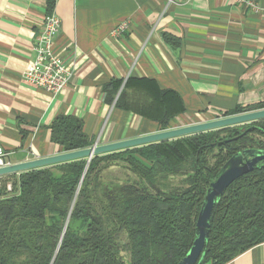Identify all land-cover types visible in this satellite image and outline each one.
<instances>
[{
  "label": "trees",
  "instance_id": "1",
  "mask_svg": "<svg viewBox=\"0 0 264 264\" xmlns=\"http://www.w3.org/2000/svg\"><path fill=\"white\" fill-rule=\"evenodd\" d=\"M53 5L49 0L48 10ZM104 89L108 101L117 98L118 108L161 129L171 128L185 111L178 92L148 78L112 79ZM261 108L264 101L224 115ZM50 129L64 151L94 143L74 115H57ZM247 148L264 149V119L3 176L0 264H178L195 239L208 188L227 160ZM114 162L134 178L106 180L103 174ZM9 179L12 191L6 190ZM261 243L264 162L216 202L200 264H227Z\"/></svg>",
  "mask_w": 264,
  "mask_h": 264
},
{
  "label": "crops",
  "instance_id": "2",
  "mask_svg": "<svg viewBox=\"0 0 264 264\" xmlns=\"http://www.w3.org/2000/svg\"><path fill=\"white\" fill-rule=\"evenodd\" d=\"M48 1L0 0V147L11 163L64 151L50 138L59 114L82 118L98 143L162 130L107 100L112 79L148 78L178 92L185 111L173 126L264 101V0H254L257 8L235 0H58L54 50L73 70L59 92L23 76ZM227 264H264V243Z\"/></svg>",
  "mask_w": 264,
  "mask_h": 264
},
{
  "label": "water",
  "instance_id": "3",
  "mask_svg": "<svg viewBox=\"0 0 264 264\" xmlns=\"http://www.w3.org/2000/svg\"><path fill=\"white\" fill-rule=\"evenodd\" d=\"M264 119V108L245 111L233 115H224L214 119L158 130L130 138L108 143L94 142L91 146L76 150L62 151L49 156L9 163L0 167V176L21 173L37 168L48 167L76 159L86 158L88 162L95 156L141 147L153 143L169 141L216 129L243 126ZM257 126L248 127L244 132ZM242 128V127H241ZM264 162V149L247 148L235 153L222 167L221 174L207 190L197 223L193 244L185 257L178 264H200L205 257V245L209 240L210 220L213 208L226 188L242 175L254 170L255 166Z\"/></svg>",
  "mask_w": 264,
  "mask_h": 264
},
{
  "label": "built area",
  "instance_id": "4",
  "mask_svg": "<svg viewBox=\"0 0 264 264\" xmlns=\"http://www.w3.org/2000/svg\"><path fill=\"white\" fill-rule=\"evenodd\" d=\"M54 5L51 10H47L42 18L41 31L33 44L32 50L34 58L28 68L23 72V76L33 84L45 88L51 92H59L64 89L70 81L72 66L64 60L55 50L54 43L61 27V20L55 12V5L58 0H52ZM245 2L252 8H257L254 0H235ZM128 22H123L120 30L128 29ZM7 153L0 147V167L9 164ZM0 176V188L3 180ZM8 191H12V183L7 186Z\"/></svg>",
  "mask_w": 264,
  "mask_h": 264
},
{
  "label": "rangeland",
  "instance_id": "5",
  "mask_svg": "<svg viewBox=\"0 0 264 264\" xmlns=\"http://www.w3.org/2000/svg\"><path fill=\"white\" fill-rule=\"evenodd\" d=\"M186 137H188V136H186ZM181 138H183V137H181ZM177 139H179V138H177ZM173 140H175V139H173ZM103 177L106 180L117 178L119 180L126 181L128 179H133L134 175H132L126 168H124L122 164L114 162V165H112L108 170H106L104 172ZM9 180L10 181L7 182V184H6V190L7 191H8L7 186H8V184H10L12 182L13 179H9ZM177 181H178V178L173 180L174 183H177ZM3 184H4V182H3ZM2 188H3V185L0 189H2Z\"/></svg>",
  "mask_w": 264,
  "mask_h": 264
}]
</instances>
